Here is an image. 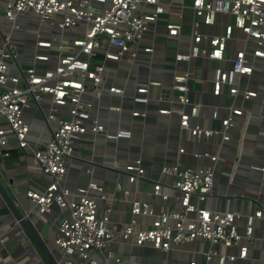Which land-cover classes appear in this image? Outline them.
<instances>
[{"label":"built area","instance_id":"obj_1","mask_svg":"<svg viewBox=\"0 0 264 264\" xmlns=\"http://www.w3.org/2000/svg\"><path fill=\"white\" fill-rule=\"evenodd\" d=\"M184 1L0 0V158L17 151L20 156L29 154L33 159L39 182L30 184L22 196L27 209L37 213L38 219L56 209L59 221L53 242L60 252L56 264L118 263L119 259L106 252L116 239L136 245L149 242L163 250L194 240L218 245V250L208 248L204 252L200 264H214V258L216 264H226L247 255L248 246L240 241H253L256 221L264 220V205L245 215L244 234L239 232V212L213 211L200 205L214 193L216 166L221 158L218 154H195L208 159L197 167L182 166L179 161L162 163L160 173L165 179L151 183V195L168 205L158 210L144 199H132L130 220L120 228L109 224L113 198L100 186L90 181L86 187L72 190L64 184L76 147L89 141L87 145L94 148L100 133L114 140L132 136L131 129L123 127L106 132L105 125L91 116V103L81 96L89 93L96 99L103 95L118 97L121 103L109 109L121 112L124 88L105 84L107 63L132 67L138 63L139 54L151 55L152 44L143 41L148 34L154 37L160 25L167 38L188 39L185 47L179 43L176 46L171 57L174 65L199 58L229 63L213 68V95L219 96L226 87L233 101L239 96L257 97L258 91L244 88L241 79L251 77L258 64H264V0ZM184 9L191 12L188 22ZM17 33L22 34L20 40ZM230 40L239 41L241 46L230 51ZM152 66L150 61L148 68ZM189 76L188 69L172 71L168 87L175 93L172 104L157 107V114L175 113L179 129L187 130L197 140L220 134L221 140L227 141L228 130L236 129L235 118L249 112L233 102L228 114L220 119V130L191 124L192 118L199 115L201 104L189 97ZM159 84L150 80L135 85L129 97L134 105L132 117L146 118L147 105L152 102L150 88ZM32 109L42 114L46 139L42 132L36 137L35 131L32 133L33 125L27 117ZM212 116L218 118V110H213ZM241 147L242 144L236 149L234 164L240 161ZM178 152L184 149L179 146ZM117 160L112 159L107 166L114 167L118 175L125 174L132 183L146 180L148 169L140 156L125 160L122 166L116 164ZM258 168L264 171V167ZM113 188L122 190L118 179ZM123 194L127 197L128 191L123 190ZM99 201L106 207L103 214L99 213ZM138 216L149 221L139 222ZM3 218L0 217V243L6 246L9 236L4 229H18L20 223L14 218V224L6 225ZM234 245L239 247L237 256L222 250Z\"/></svg>","mask_w":264,"mask_h":264},{"label":"crops","instance_id":"obj_2","mask_svg":"<svg viewBox=\"0 0 264 264\" xmlns=\"http://www.w3.org/2000/svg\"><path fill=\"white\" fill-rule=\"evenodd\" d=\"M181 2V0H173ZM185 4L189 1L185 0ZM187 21L191 17L189 9H184ZM219 29V28H218ZM209 30H212L209 29ZM188 25H185L184 32L187 34ZM16 38L22 37L17 33ZM29 39L30 36H27ZM187 37L182 36L179 40L167 38L160 25L155 36L148 34L143 42L152 44L153 52L141 53L137 62L132 67L126 63H107L108 77L105 84L117 85L124 88L123 108L121 112L109 109L111 105L121 103L118 97L103 95L96 99L89 93L81 96L84 101L90 102L92 107L90 114L97 117L105 125V131L114 132L118 127L128 128L132 131L129 139H108L104 133L97 135L94 148L87 145L75 148L74 156L68 165L67 175L64 184L69 189L84 188L90 181L100 186L113 198L112 209L109 214V224L115 228L126 225L130 220V205L132 199H144L155 205L156 208H166V201H159L151 195V183L157 179H165L160 173V165L164 162L172 163L179 161L182 166L197 167L199 164L207 163V157L197 158L195 154L208 152L218 154L221 158L217 162L216 176L214 181V193L200 205L210 210L223 212L234 210L241 214L238 219L239 232L244 234L245 215L251 214L260 204L264 205V171L258 167H264V64L259 63L255 74L248 78L241 79V85L246 89L258 91L257 97L242 99L237 97L234 101L227 95V88L224 87L219 96L212 94L211 79L213 68L219 64L228 66L229 63H218L207 59H195L191 63L180 62L174 65L172 55L176 46L181 44L185 47ZM241 46L239 41L230 40L228 48L234 51ZM153 66L149 69V62ZM131 68V69H130ZM190 70L188 85L190 87L189 97L191 101L201 104L197 117L192 118L191 124H199L205 128L221 129L220 119L228 114V106L233 102L240 106L248 115H239L235 118L236 129H229V139L222 141L220 134L209 139L197 140L187 130L179 129L178 117L175 113L170 115H159L157 107H167L172 104L170 101L174 92L168 89L172 83V71ZM150 80L158 81L159 85H152L150 88L151 103L147 105V116L145 119L132 117L130 115L132 106L129 97L135 89V85ZM160 97V99H159ZM141 109V106H137ZM218 110V118H213V110ZM245 112V113H246ZM41 112L32 109L27 117L31 121L32 133L35 137L42 132L43 139H46L47 130L41 124ZM34 122V123H33ZM242 144L239 152L240 161L234 164L236 149ZM181 146L184 152L179 153ZM17 152V151H16ZM18 155L15 160L2 159L7 167V176L1 175L3 184L9 190L15 205L24 217L30 221L37 231L40 239L50 252L54 263L60 259V252L54 245L53 238L59 221L56 209L49 215L38 217L37 213L28 210V203L22 196V192L39 182L38 172L33 159L28 154ZM141 157L148 169L146 180L130 182L125 174L116 173L114 167L107 166L110 161L117 158V165L122 166L125 160ZM234 165V168H233ZM88 170H91L90 174ZM11 177L13 184L19 189L20 194H14L9 189L7 178ZM118 179L122 190L114 191L115 180ZM150 179V180H149ZM123 190L128 191L125 197ZM96 194V191H93ZM173 201V199H171ZM99 213H105V204L99 201ZM0 217L7 224H14V216L0 196ZM137 221L148 222L149 218L138 216ZM9 240L6 246L0 243V264H46L45 255L40 246L31 235L19 224L18 229L8 227L4 229ZM0 230V232H2ZM240 244H247L248 250L245 258H236L233 262L226 264H262L264 260V220H257L254 228V239L247 243L241 239ZM212 248L218 250L216 244L210 245L203 240L181 242L173 245L168 250L154 247L149 242L142 245L126 244L120 239L112 241L106 248L119 262L112 264H200L204 259V252ZM227 254L237 256L239 247L229 246L222 248ZM214 264H216L214 258Z\"/></svg>","mask_w":264,"mask_h":264},{"label":"water","instance_id":"obj_3","mask_svg":"<svg viewBox=\"0 0 264 264\" xmlns=\"http://www.w3.org/2000/svg\"><path fill=\"white\" fill-rule=\"evenodd\" d=\"M0 163H1V158H0ZM1 175L7 176V171H0V196L2 199L5 201L6 205L10 209L11 213L13 216L19 221L20 225L31 235V237L35 240V242L40 246V248L43 250L44 255H45V260L46 264H54L53 258L46 248L45 244L43 241L40 239L37 231L33 227V225L28 221L24 215L18 210L17 206L14 203V200L12 196L10 195L9 190H7V187L3 184ZM8 184H9V189L12 191L14 194H20L19 189L13 184L12 178L8 177L7 178Z\"/></svg>","mask_w":264,"mask_h":264},{"label":"trees","instance_id":"obj_4","mask_svg":"<svg viewBox=\"0 0 264 264\" xmlns=\"http://www.w3.org/2000/svg\"><path fill=\"white\" fill-rule=\"evenodd\" d=\"M17 155H18V153L16 151H12L10 154V157L9 158L7 157L8 159L5 162H8L9 160H15ZM4 159H6V158H4Z\"/></svg>","mask_w":264,"mask_h":264},{"label":"rangeland","instance_id":"obj_5","mask_svg":"<svg viewBox=\"0 0 264 264\" xmlns=\"http://www.w3.org/2000/svg\"><path fill=\"white\" fill-rule=\"evenodd\" d=\"M8 165L4 163V161L2 163H0V171H7L9 170L11 167H7Z\"/></svg>","mask_w":264,"mask_h":264},{"label":"bare ground","instance_id":"obj_6","mask_svg":"<svg viewBox=\"0 0 264 264\" xmlns=\"http://www.w3.org/2000/svg\"><path fill=\"white\" fill-rule=\"evenodd\" d=\"M1 161H2V159H1Z\"/></svg>","mask_w":264,"mask_h":264}]
</instances>
